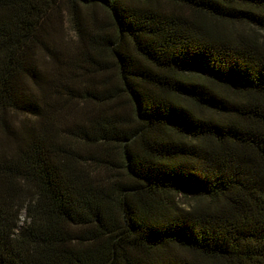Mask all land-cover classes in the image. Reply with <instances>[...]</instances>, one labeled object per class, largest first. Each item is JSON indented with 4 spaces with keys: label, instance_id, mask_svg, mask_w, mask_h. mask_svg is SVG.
I'll return each instance as SVG.
<instances>
[{
    "label": "trees",
    "instance_id": "trees-1",
    "mask_svg": "<svg viewBox=\"0 0 264 264\" xmlns=\"http://www.w3.org/2000/svg\"><path fill=\"white\" fill-rule=\"evenodd\" d=\"M0 264H264V0H0Z\"/></svg>",
    "mask_w": 264,
    "mask_h": 264
}]
</instances>
